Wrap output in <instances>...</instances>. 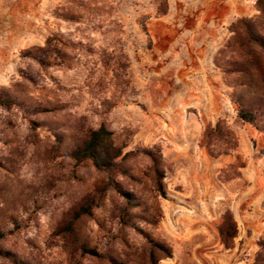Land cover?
<instances>
[{
    "label": "rangeland",
    "instance_id": "1",
    "mask_svg": "<svg viewBox=\"0 0 264 264\" xmlns=\"http://www.w3.org/2000/svg\"><path fill=\"white\" fill-rule=\"evenodd\" d=\"M166 1L160 15L157 0H0V89L14 99L0 106V247L17 259L74 264L78 242L103 248L121 231L132 251L146 234L165 241L172 256L160 264L264 259V131L237 118L215 65L234 57L218 51L238 19L258 17V0ZM102 121L121 150L104 175L68 157ZM218 121L229 136L204 139ZM206 145L229 152L211 157ZM146 152L160 159L165 198ZM103 176L115 185L71 224ZM117 190L144 205L126 207ZM145 209L155 225L130 217ZM226 211L238 229L231 249L217 232Z\"/></svg>",
    "mask_w": 264,
    "mask_h": 264
},
{
    "label": "trees",
    "instance_id": "2",
    "mask_svg": "<svg viewBox=\"0 0 264 264\" xmlns=\"http://www.w3.org/2000/svg\"><path fill=\"white\" fill-rule=\"evenodd\" d=\"M159 2V14L165 15L167 12V1L157 0ZM258 17L240 18L231 26V38L226 45L218 51V55L226 52L233 54V58L226 64L219 63L218 57L215 58V65L227 78V86L231 89L230 100L237 107V118L243 122L252 125L260 131H264V0L256 2ZM50 42H47V46ZM49 47L50 54L53 50ZM36 50V49H35ZM33 49L23 52L24 57L35 59L39 64H45L43 59L36 58V52ZM14 104L13 97L5 88L0 89V106L9 108ZM225 134L221 122H217L213 127L205 130L203 138L210 140L212 138L223 139ZM60 143V137L55 136ZM211 146L206 145L207 153L211 157L220 154H227L229 150L223 149L214 151ZM147 157L153 163V183L156 192L162 198H165L163 187V170L160 167L159 157L146 152ZM74 165L79 166L89 162L94 170L102 175L109 172H116L118 167L117 160L121 157L119 150L114 142V134L105 122L90 130L68 154ZM115 185V181L108 176H103L95 183L94 192L91 197L85 199L72 209L70 223L76 222L81 216H91L92 209L96 203L102 199L107 190ZM123 197L126 207L135 209L144 205L130 192L117 190ZM138 215V216H137ZM126 217V216H125ZM131 218L140 219L149 224H156L155 216L148 213L145 209L139 214L130 215ZM129 219L121 218V224L129 226ZM73 225H71L72 231ZM133 227V226H129ZM218 237L226 249L234 246V239L237 237L238 229L236 221L230 211H226L217 228ZM2 236L0 234V241ZM118 240L119 247H115V240ZM69 256H72L74 264H83L86 260H96L102 264H160L164 259L171 258L172 249L163 240L158 237L146 234L144 243L140 250L132 251L123 231L119 232L103 248L92 245L89 241L78 242L71 250H67ZM0 256L9 258L13 263L30 264L27 261H21L11 253L0 247ZM264 259L259 256L251 264H263Z\"/></svg>",
    "mask_w": 264,
    "mask_h": 264
},
{
    "label": "crops",
    "instance_id": "3",
    "mask_svg": "<svg viewBox=\"0 0 264 264\" xmlns=\"http://www.w3.org/2000/svg\"><path fill=\"white\" fill-rule=\"evenodd\" d=\"M210 20V19H209ZM218 20H222V18H219Z\"/></svg>",
    "mask_w": 264,
    "mask_h": 264
}]
</instances>
